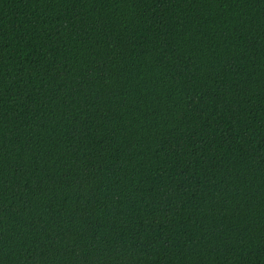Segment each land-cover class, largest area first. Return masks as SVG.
Masks as SVG:
<instances>
[{
    "label": "trees",
    "instance_id": "16d2710c",
    "mask_svg": "<svg viewBox=\"0 0 264 264\" xmlns=\"http://www.w3.org/2000/svg\"><path fill=\"white\" fill-rule=\"evenodd\" d=\"M0 264H264V0H0Z\"/></svg>",
    "mask_w": 264,
    "mask_h": 264
}]
</instances>
